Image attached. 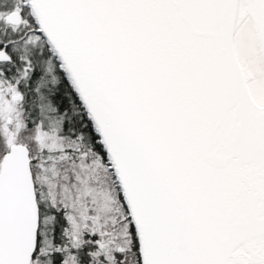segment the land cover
<instances>
[{
    "label": "snow or ice",
    "instance_id": "1",
    "mask_svg": "<svg viewBox=\"0 0 264 264\" xmlns=\"http://www.w3.org/2000/svg\"><path fill=\"white\" fill-rule=\"evenodd\" d=\"M0 264H264V0H0Z\"/></svg>",
    "mask_w": 264,
    "mask_h": 264
}]
</instances>
